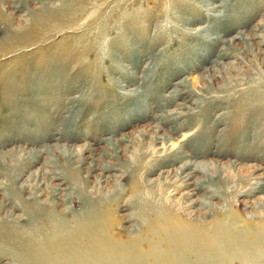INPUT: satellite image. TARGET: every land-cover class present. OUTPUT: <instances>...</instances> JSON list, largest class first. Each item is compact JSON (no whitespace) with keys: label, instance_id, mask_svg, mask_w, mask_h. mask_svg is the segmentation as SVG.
Here are the masks:
<instances>
[{"label":"rangeland","instance_id":"374dc122","mask_svg":"<svg viewBox=\"0 0 264 264\" xmlns=\"http://www.w3.org/2000/svg\"><path fill=\"white\" fill-rule=\"evenodd\" d=\"M45 8L62 19L38 28ZM189 161L211 169L187 198ZM258 184L264 0H0V238L31 231L36 205L147 241L167 200L198 233L229 219L257 236Z\"/></svg>","mask_w":264,"mask_h":264},{"label":"bare ground","instance_id":"6f19581e","mask_svg":"<svg viewBox=\"0 0 264 264\" xmlns=\"http://www.w3.org/2000/svg\"><path fill=\"white\" fill-rule=\"evenodd\" d=\"M59 10L45 8L33 15L31 23L43 28L62 19L63 12ZM210 169L209 165L194 161L183 166L181 185L186 189L194 187L187 198L204 190L206 182L194 186L192 181L196 176H206ZM102 171L110 172L112 168L104 167ZM53 175L55 180L60 178L58 173ZM58 190L55 188L54 192L57 194ZM263 190L264 184H258L257 191ZM214 196L211 193L209 198ZM203 206L210 204L203 202ZM174 208L167 200L165 207L155 211L145 231L147 241L140 237L137 243H119L109 237L103 224L92 223L87 216L68 221L59 218L52 208L31 205L26 211L31 215L32 230L23 236L0 238V246L14 248L10 254H14L15 261L28 264H258L264 260V232L255 236L236 224L230 225L227 219L203 235L190 224L180 223ZM0 252L8 254L5 250Z\"/></svg>","mask_w":264,"mask_h":264}]
</instances>
